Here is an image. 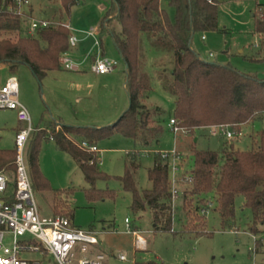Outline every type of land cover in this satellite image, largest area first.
Masks as SVG:
<instances>
[{
  "label": "rangeland",
  "instance_id": "rangeland-1",
  "mask_svg": "<svg viewBox=\"0 0 264 264\" xmlns=\"http://www.w3.org/2000/svg\"><path fill=\"white\" fill-rule=\"evenodd\" d=\"M171 20L174 19V7L161 0ZM218 30L197 32L193 36L192 48L206 61L230 64L237 70L264 79V32H256V19L263 21L264 0H218ZM61 0H31L28 16L23 18L22 31H2L1 39L16 42L27 34L31 18L60 21ZM112 9L110 0H79L64 13L62 21L77 30L99 29L97 38L101 41L105 57L116 60L118 68L111 73L94 74L88 67L81 71H68L60 67L49 70L42 78H37L25 64H0V82L15 77L19 84V100L28 109L35 129H61L62 124L102 128L114 124L128 109L130 99L125 87L126 66L116 49L109 30H101L100 22ZM112 28L119 32L121 26L113 20ZM81 38L84 34L75 32ZM205 37V40L202 39ZM145 72L150 78L151 90L143 98L147 108H159L153 118L161 125L162 132L148 145L115 131L109 136L95 140L98 149L96 156L100 160L97 166L104 175L97 177L93 186L85 180L79 164L69 155L57 148L51 139H43L39 153V167L48 180L51 191H34L36 203L43 216L55 213V190H63V200L73 211V223L76 227L97 233L100 244L97 250L106 254L104 264H137L148 261L165 264H264V251L256 250V240L264 239V224H259V233L253 234L250 225L252 210L244 206V196L235 199L233 219L222 222L215 210L213 195L204 196L205 206L199 213L206 220L205 232L197 234L185 230L186 215L182 209L183 192L189 190L188 180L195 166V154L192 149L220 152L231 143L240 151H248L254 146L253 138L264 131V117L250 121L245 126H235L243 135L228 140L223 135L212 136L209 128H197L193 134L184 130L173 131L169 121L174 116L175 96L173 94L172 71L175 56L172 51L156 46L148 34L141 39ZM88 48L82 47L71 52L75 60H82L88 54ZM210 53L213 54L210 57ZM59 120V121H57ZM15 111L0 109V149L12 150L15 144V130L23 126ZM242 126V127H241ZM33 137L30 136L26 148ZM260 137V136H259ZM260 138H258L259 140ZM74 144L80 145L84 139L73 136ZM228 140V141H227ZM180 153L176 200L172 201V231L156 229L149 210L135 212L131 205L133 194L126 190L120 178L127 168L135 166L134 180L137 189L142 192L151 188L149 169L154 166L157 153H168L173 163V151ZM27 160V159H26ZM221 159L220 164H222ZM219 171V167L216 169ZM170 173V181H171ZM94 188L103 197L91 198L87 189ZM190 201V200H189ZM212 206L209 207V204ZM189 204V203H188ZM200 205L192 200L191 213ZM207 208L208 213H202ZM130 220L131 229L141 230L148 242V248H135L134 237L125 223ZM29 237V236H28ZM10 241V236H7ZM118 252L127 255V261L117 258ZM26 258H39V255L25 254ZM49 264H58L48 257Z\"/></svg>",
  "mask_w": 264,
  "mask_h": 264
},
{
  "label": "trees",
  "instance_id": "trees-1",
  "mask_svg": "<svg viewBox=\"0 0 264 264\" xmlns=\"http://www.w3.org/2000/svg\"><path fill=\"white\" fill-rule=\"evenodd\" d=\"M79 0H61V19L64 13ZM112 9L100 22L101 30H109L113 43L126 67L125 87L130 99L128 109L114 123L102 128L62 124L60 130L37 128L26 148V159L33 190L51 191V186L39 167V153L43 139H51L58 149L67 152L79 164L85 180L92 186L97 177L104 175L98 169L96 152L87 151L73 143V136L81 137L95 145V140L119 131L136 142L148 145L162 132L161 125L153 118L159 108H147L143 98L151 90L150 78L145 72L141 39L145 34L151 42L170 50L175 56L172 71V90L175 96L173 118L186 132L193 134L197 128L217 124L239 126L264 117V79L243 73L230 64H219L202 59L192 48L197 32L218 30V0H168L174 7L171 20L161 0H110ZM15 0H0V32L22 31L23 17L9 11ZM119 22L116 32L112 22ZM263 21L256 19V32L263 33ZM70 31L61 23L40 28L34 35L20 36L16 42L0 40V64H25L37 78L47 71L62 67L59 58L69 51ZM104 54V53H103ZM32 135V134H31ZM260 136V137H259ZM253 138L254 146L240 151L231 143L218 151L196 150L195 166L191 174L190 189L183 192L182 209L186 215L185 230L197 234L205 232V216L199 213L205 206L204 196L213 195L223 223L233 219L235 199L244 196V206L253 213L250 231L260 232L264 224V131ZM16 150L0 149V171H14ZM221 159L222 164L219 165ZM169 156L157 153L154 166L149 169L151 188L140 192L134 180L135 166L127 168L120 178L123 187L133 194L132 209L135 212L149 210L156 229L172 231V191ZM219 167V171L216 169ZM94 188L87 189L92 198L103 197ZM55 190V215L68 217L73 223V211L66 205L62 195ZM95 195V197H94ZM200 204L191 213L192 200ZM190 200V201H189ZM189 203V204H188ZM135 230V229H134ZM264 251V239L256 240V250ZM137 264H165L148 261Z\"/></svg>",
  "mask_w": 264,
  "mask_h": 264
},
{
  "label": "built area",
  "instance_id": "built-area-1",
  "mask_svg": "<svg viewBox=\"0 0 264 264\" xmlns=\"http://www.w3.org/2000/svg\"><path fill=\"white\" fill-rule=\"evenodd\" d=\"M30 5L31 0H15V6H10L9 11L25 18L28 16ZM59 23L70 31L69 51L59 58L63 69L78 72L88 67L93 73L104 75L118 68L119 63L116 60L103 54L101 41L96 37L99 34L97 28L92 27L82 31L70 27L64 21L31 18L27 32L29 35H34L40 28ZM75 32L93 38L94 45L98 47L96 51H89L81 61L75 60L71 55L82 40ZM202 38L205 39L204 36ZM212 56L213 54L210 53V57ZM0 109L15 111L18 120L24 124L15 134L14 171H0V264H49L50 256L58 264H104L106 254L97 250L100 239L96 232L76 227L68 217L43 216L39 211L26 160V145L35 128L28 109L19 100V84L15 77L8 78L4 83L0 82ZM169 126L175 132L185 131L174 118L170 119ZM236 127L217 124L208 128L212 136L223 135L231 140L243 135L242 130ZM79 146L90 152L98 151L96 145L85 140L81 141ZM161 155L169 156L168 153ZM173 155L174 160L170 166L172 201L177 199L176 184L180 166L177 159L180 158V153L174 150ZM98 163H100L99 159ZM188 180H191V174ZM211 206L212 203L209 204V207ZM201 211L203 214L209 212L207 208ZM125 223L128 232L134 237L135 248L145 249L148 245L146 238L141 232L131 229L128 218L125 219ZM8 235L10 241L7 240ZM30 253L39 255V258H26L25 254ZM117 258L121 261L128 260L123 252H118Z\"/></svg>",
  "mask_w": 264,
  "mask_h": 264
},
{
  "label": "crops",
  "instance_id": "crops-1",
  "mask_svg": "<svg viewBox=\"0 0 264 264\" xmlns=\"http://www.w3.org/2000/svg\"><path fill=\"white\" fill-rule=\"evenodd\" d=\"M167 5H168V2H167ZM160 6H161V9H164V6L162 5V1H160ZM165 10V9H164ZM80 33V32H79ZM80 34H82V33H80ZM203 37V36H202ZM81 41L79 42V44H78V47H77V49L80 47H82L84 50H86L87 48H88V51H96L97 49H98V47L97 46H95L94 45V39L93 38H91V37H86L85 35H84V37H81ZM203 39V38H202ZM203 40H205V39H203ZM101 47H102V44H101ZM102 50H103V48H102ZM103 53H104V50H103ZM94 74H96V73H94ZM99 75V74H98ZM32 120V119H31ZM57 121H59V120H57ZM59 122H61V121H59ZM251 122H249V123H246V124H243L242 126H245V125H247V124H250ZM241 126V127H242ZM20 127H22V126H20ZM20 127H18L16 130H15V134H16V132L18 131V129L20 128ZM228 141V140H227ZM74 224V223H73ZM136 231H139V232H141V230H138V229H135ZM146 248H148V245H147V247ZM145 248V249H146ZM145 249H140V250H145Z\"/></svg>",
  "mask_w": 264,
  "mask_h": 264
},
{
  "label": "water",
  "instance_id": "water-1",
  "mask_svg": "<svg viewBox=\"0 0 264 264\" xmlns=\"http://www.w3.org/2000/svg\"><path fill=\"white\" fill-rule=\"evenodd\" d=\"M127 67V66H126Z\"/></svg>",
  "mask_w": 264,
  "mask_h": 264
}]
</instances>
